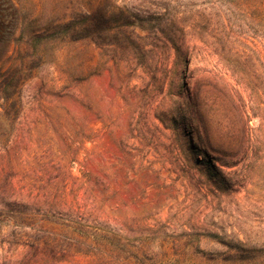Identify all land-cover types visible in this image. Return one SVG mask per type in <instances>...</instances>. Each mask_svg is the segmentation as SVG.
Instances as JSON below:
<instances>
[{
  "label": "rangeland",
  "instance_id": "1",
  "mask_svg": "<svg viewBox=\"0 0 264 264\" xmlns=\"http://www.w3.org/2000/svg\"><path fill=\"white\" fill-rule=\"evenodd\" d=\"M96 1L0 0V264H264V128L249 170L178 113L206 51L264 123V0H111L78 40Z\"/></svg>",
  "mask_w": 264,
  "mask_h": 264
},
{
  "label": "trees",
  "instance_id": "2",
  "mask_svg": "<svg viewBox=\"0 0 264 264\" xmlns=\"http://www.w3.org/2000/svg\"><path fill=\"white\" fill-rule=\"evenodd\" d=\"M108 4H111V0H97L95 9L84 10L81 26L84 37L78 40L87 38L91 27L95 26L93 17L96 14L99 18L98 22L120 15L124 18L122 26H128L129 21L125 19L123 9L116 1L112 3L110 9L104 8ZM206 59V51H194L184 56L189 82L185 96L180 93L179 98H184L185 104L179 107L178 113L183 115L187 112L193 118L192 136L189 141L204 146L207 152L222 150L226 158L235 159L238 164L250 170L256 163L252 151L261 138V135L255 132L263 129L264 123L261 122L256 128L251 127V122L256 116L247 113V108L251 105L250 108L253 109V100L245 101L242 98L234 77H226L231 81L230 83L219 72L214 79L215 83L211 84V79L207 76L208 72L203 67ZM192 60L196 63L195 68L189 70ZM215 106L217 109L214 108ZM252 135H255L256 139L252 138ZM207 152L204 156L212 163L211 168H214L215 159L208 157Z\"/></svg>",
  "mask_w": 264,
  "mask_h": 264
}]
</instances>
